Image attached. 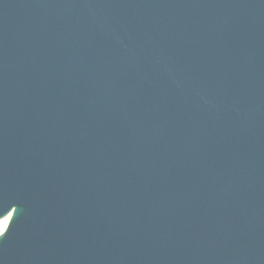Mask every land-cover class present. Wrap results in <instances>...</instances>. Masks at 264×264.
Returning <instances> with one entry per match:
<instances>
[{
    "label": "water",
    "instance_id": "95a60500",
    "mask_svg": "<svg viewBox=\"0 0 264 264\" xmlns=\"http://www.w3.org/2000/svg\"><path fill=\"white\" fill-rule=\"evenodd\" d=\"M0 264H264V0H0Z\"/></svg>",
    "mask_w": 264,
    "mask_h": 264
},
{
    "label": "rangeland",
    "instance_id": "374dc122",
    "mask_svg": "<svg viewBox=\"0 0 264 264\" xmlns=\"http://www.w3.org/2000/svg\"><path fill=\"white\" fill-rule=\"evenodd\" d=\"M5 221H6V225H5L4 227H0V233H2V232L6 229L7 224H8V222H9V220H8L7 217L4 218V219H1V220H0V224L3 223V222H5Z\"/></svg>",
    "mask_w": 264,
    "mask_h": 264
},
{
    "label": "bare ground",
    "instance_id": "6f19581e",
    "mask_svg": "<svg viewBox=\"0 0 264 264\" xmlns=\"http://www.w3.org/2000/svg\"><path fill=\"white\" fill-rule=\"evenodd\" d=\"M9 220V217H7ZM6 225V221L0 224V227H4Z\"/></svg>",
    "mask_w": 264,
    "mask_h": 264
}]
</instances>
